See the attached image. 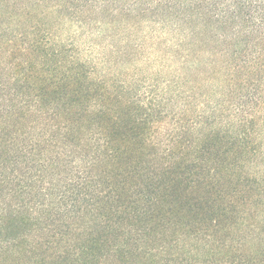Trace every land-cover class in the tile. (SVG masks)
I'll use <instances>...</instances> for the list:
<instances>
[{"label": "trees", "instance_id": "1", "mask_svg": "<svg viewBox=\"0 0 264 264\" xmlns=\"http://www.w3.org/2000/svg\"><path fill=\"white\" fill-rule=\"evenodd\" d=\"M0 264H264V0H0Z\"/></svg>", "mask_w": 264, "mask_h": 264}]
</instances>
